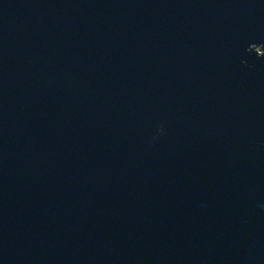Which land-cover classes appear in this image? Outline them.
Instances as JSON below:
<instances>
[{
	"label": "water",
	"instance_id": "water-1",
	"mask_svg": "<svg viewBox=\"0 0 264 264\" xmlns=\"http://www.w3.org/2000/svg\"><path fill=\"white\" fill-rule=\"evenodd\" d=\"M0 264H264V0H0Z\"/></svg>",
	"mask_w": 264,
	"mask_h": 264
}]
</instances>
